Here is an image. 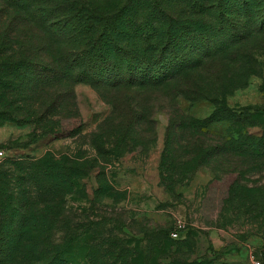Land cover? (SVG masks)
<instances>
[{"label":"rangeland","instance_id":"rangeland-1","mask_svg":"<svg viewBox=\"0 0 264 264\" xmlns=\"http://www.w3.org/2000/svg\"><path fill=\"white\" fill-rule=\"evenodd\" d=\"M79 1L97 12V20L103 24L101 29L96 24L97 32L103 27L116 32L112 20L104 17V10L119 8L123 0ZM188 2L161 0L169 9ZM150 3L151 0H145L143 4ZM147 19L144 12L136 13L134 22L126 24L124 31V37H132V31L136 32L142 53L153 47L146 55L152 63L141 62L137 70L132 69L134 73L159 78L182 68L188 58L196 56L194 42L187 41L189 45L185 48L181 44L183 40L177 39L173 47L180 52L168 56L165 52L157 61L167 38L163 32L146 31ZM195 45L206 47L204 42ZM57 52L58 49L56 55ZM253 57L255 71L243 84H239L238 77L243 65L237 67L235 59L231 60L232 66L225 70L228 78L215 97L190 101L177 95L171 103L164 86L144 88L142 99L133 95L131 105L143 115L130 132L138 145L130 143L122 153L110 154L118 143L114 134L125 124L124 109L117 99L120 86L112 88L117 81L111 70H99L96 75L102 84L108 82L101 91L103 95L95 82L72 84L82 125L81 132L75 136L53 137L46 135L49 130L35 128L33 123L0 121V150L5 152V158L0 159L1 169L8 166L12 169L16 162L34 163L44 158L64 160L75 168L65 169L55 182L52 177L45 178L47 182L41 194L48 207L30 219L33 238L21 246L32 247L37 264H252L254 259L264 261V150L245 155L234 153L221 169L200 167L183 185L164 186L159 176L167 127L175 108L202 124L211 119L215 110L221 113L224 107L233 111L234 120L239 113H248L251 122L253 116L264 122V43H260ZM251 63L247 64L246 71ZM95 72L87 73L89 78ZM215 81L209 77L205 83L214 88ZM225 114L217 113V116L226 118ZM55 120L60 122L62 116L57 114ZM62 122L67 130L77 125L70 119ZM227 125V122L215 124L211 132H223ZM256 126L248 132L260 134L262 129ZM233 128L232 135L237 137L238 125L234 124ZM189 130L184 128L181 132L176 128L175 133L183 135V140ZM208 136L217 135L209 133ZM92 142L109 153H98ZM2 182L0 177V205L8 198ZM57 194L60 198L56 199ZM0 207V233L8 227L16 228L8 222L16 220L17 210ZM177 222L183 223L184 229L173 239L169 233ZM25 253L27 256V250ZM0 264L6 263L0 261Z\"/></svg>","mask_w":264,"mask_h":264},{"label":"trees","instance_id":"trees-1","mask_svg":"<svg viewBox=\"0 0 264 264\" xmlns=\"http://www.w3.org/2000/svg\"><path fill=\"white\" fill-rule=\"evenodd\" d=\"M144 2L123 0L119 8L104 10V17L112 20L115 33L121 31L120 35L105 27L97 32L96 24H99L98 29L103 26L97 20V12L79 0H0V121L33 123L35 128L49 130L46 135L53 137L75 136L81 132L82 125L72 84L95 82L101 93L108 82L102 84L96 75L99 70H111L117 81L112 88L120 86L117 99L124 109L125 120L120 131L114 134L118 138V143L110 150L114 155L116 151H126L130 143L135 147L138 145L130 132L135 121L143 115L134 110L131 102L133 95L142 99L144 88L164 86V93L171 103L177 95L195 101L215 97L221 92L233 58L237 67L243 65L239 84L255 71L254 52L260 49V43H264V0H189L175 9L166 8L161 0H151L148 5ZM138 12H144L148 17L146 31L166 35L167 43L157 61L165 52L166 56L180 52L173 47L177 39L183 40L181 44L185 48L189 45L187 41L194 42L192 48L197 49L196 56L188 58L182 68L159 78L139 76L138 71L134 73L132 69L137 70L141 62L152 63L146 55L153 51L150 47L142 53L136 32L132 31V37H124L126 24L131 25ZM196 42H204L206 47H198ZM105 60L107 63L104 64ZM250 62L248 72L246 67ZM94 70H97L95 76L89 78L87 73ZM209 77L216 80L214 88L205 83ZM123 101L129 104H123ZM223 112L226 118L217 116ZM232 112L226 107L221 113L215 110L211 119L202 124L198 119L180 114L176 108L173 110L159 164V176L164 186L183 185L200 167L224 168L234 153L245 155L257 149L264 150V122L257 116H253L251 122L248 113H239L234 120ZM57 114L62 120L70 119L77 125L67 130L62 120L56 123ZM222 122L229 123L223 132H211L213 125ZM234 124L238 125L237 137L232 135ZM256 125L262 129L260 134L248 132ZM176 128L181 132L184 128L190 130L182 140L183 135L175 133ZM209 133L217 136L210 138ZM92 145L98 153H109L93 142ZM66 163L44 158L34 163L16 162L12 169L10 166L0 168L8 197L0 206H4L3 210L18 212L17 215L14 213L16 220L9 219L8 222L16 228L8 227L0 233L2 263L37 264L32 247L21 245L33 238L30 219L48 207L41 194L47 182L45 178L58 180L65 169L71 168ZM26 250L27 256H24Z\"/></svg>","mask_w":264,"mask_h":264},{"label":"built area","instance_id":"built-area-1","mask_svg":"<svg viewBox=\"0 0 264 264\" xmlns=\"http://www.w3.org/2000/svg\"><path fill=\"white\" fill-rule=\"evenodd\" d=\"M5 158V152L0 150V159ZM184 229V224L181 222H177L175 228L170 231L169 236L173 239H176L180 236L181 231ZM252 264H264L263 260L254 259L252 260Z\"/></svg>","mask_w":264,"mask_h":264}]
</instances>
